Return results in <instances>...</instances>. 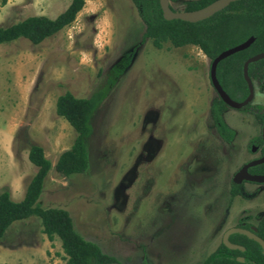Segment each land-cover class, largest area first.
<instances>
[{
    "label": "rangeland",
    "instance_id": "rangeland-1",
    "mask_svg": "<svg viewBox=\"0 0 264 264\" xmlns=\"http://www.w3.org/2000/svg\"><path fill=\"white\" fill-rule=\"evenodd\" d=\"M184 1L171 4L181 10ZM69 2L0 0V25L54 18ZM143 31L131 0H84L74 20L42 42L0 43V192L22 199L36 171L27 156L32 144L52 164L71 146L76 132L55 113L58 94H101L87 169L64 176L51 168L38 203L67 210L75 231L121 264H200L225 229L245 216L255 225L264 213V185L244 184L249 193L262 188L252 198L229 195L260 124L228 108L236 136L223 142L208 108L210 60L194 45L156 48ZM253 103L264 105V93L255 91ZM63 262L60 240L47 238L38 216L15 220L0 238V264Z\"/></svg>",
    "mask_w": 264,
    "mask_h": 264
},
{
    "label": "trees",
    "instance_id": "trees-1",
    "mask_svg": "<svg viewBox=\"0 0 264 264\" xmlns=\"http://www.w3.org/2000/svg\"><path fill=\"white\" fill-rule=\"evenodd\" d=\"M131 1L144 24L142 39H149L156 48H161L165 43L174 47L194 45L211 61L221 51L241 43L251 35L254 36L253 42L247 48L222 59L216 67L217 78L222 84L230 73L234 81L242 86L243 96L247 93L242 78V63L248 57L264 52V0L232 1L209 17L196 21L165 19L159 0ZM171 1L176 0H169L170 8L176 10ZM212 1L214 0H185L181 10L198 9ZM83 4L84 0H70L66 8L54 18L30 15L6 26L0 25V43L24 38L38 44L70 24ZM129 55L130 53L114 66L113 76L108 80L109 84L128 65ZM248 74L252 79H257L262 86L264 58L250 63ZM100 97L101 94L98 93L89 97H76L69 90L58 94L54 104L55 113L64 118L75 130V138L71 146L57 156L54 164L44 155L41 145L32 144L28 148V159L36 166V171L28 181L21 200L14 201L7 191L0 192V238L15 220L35 215L39 217L42 232L47 238L53 239L56 236L60 240L64 254L63 264H121L115 256L103 251L97 243L83 238L76 232L67 210L42 207L38 203L44 180L51 168L64 176L82 173L87 169L89 163L87 138L92 132L90 119ZM226 107L222 100H214L209 106V113L216 132L229 140L234 130L223 119L222 112ZM256 116L262 120L264 113L257 112ZM237 188L233 184L232 195L239 193ZM238 226L249 228V224ZM254 226L256 234L264 240V215ZM229 240L242 244L244 250L230 249L219 243L200 264H264V253L256 241L239 233L230 235ZM237 256H241L242 260L239 261Z\"/></svg>",
    "mask_w": 264,
    "mask_h": 264
},
{
    "label": "water",
    "instance_id": "water-1",
    "mask_svg": "<svg viewBox=\"0 0 264 264\" xmlns=\"http://www.w3.org/2000/svg\"><path fill=\"white\" fill-rule=\"evenodd\" d=\"M236 1V0H214L207 5L194 9V10H173L170 8V3L169 0H159V5L162 11V15L165 19L170 20V19H181L185 21H196L199 19H203L206 17H209L216 11L222 9L223 7L227 6L230 2ZM254 40V36H249L247 39L242 41L241 43H238L232 47H229L223 51H221L217 56H215L211 61H210V66H209V76L210 80L212 83V86L216 89L217 93L220 95L221 99L230 107L233 108H240L247 103H249L254 94L253 90V84L252 81L248 75V65L256 61L262 57H264V52H260L257 54H254L250 57H248L244 62L242 66V73L243 77L247 83L248 86V95L242 100V101H236L228 96V94L223 90L221 85L219 84L217 78H216V67L219 61L222 59L228 57L231 54H234L235 52H238L240 50H243L247 48ZM255 162L249 163L245 165L244 167L241 168L239 172L236 173L235 179L240 178L241 176H245V178L249 180H254V181H260L264 177L263 176H257V175H249L246 171V168L254 164ZM232 233H240L246 235L248 238L253 239L256 241L260 247L262 252L264 253V240L259 237L258 235L255 234L254 229H246L242 227H230L228 228L222 235V243L230 248V249H240L243 250L244 247L235 243H232L229 241L228 236ZM239 260H242L241 257H239Z\"/></svg>",
    "mask_w": 264,
    "mask_h": 264
},
{
    "label": "flooded vegetation",
    "instance_id": "flooded-vegetation-1",
    "mask_svg": "<svg viewBox=\"0 0 264 264\" xmlns=\"http://www.w3.org/2000/svg\"><path fill=\"white\" fill-rule=\"evenodd\" d=\"M264 58V57H262ZM261 59V58H260ZM246 60V59H245ZM244 60V61H245ZM259 60V59H258ZM243 61V62H244ZM257 61V60H256ZM255 62V61H253ZM252 63V62H251ZM242 66H243V63H242ZM249 75V74H248ZM250 77V76H249ZM216 78H217V75H216ZM242 78L245 82V85H246V88H247V93L243 96V88L240 84H238L237 82L234 81L233 77L230 75V73H228V78L226 80H224V84H222L218 78V82L219 84L221 85V87L223 88V90L228 94V96L236 101H242L247 95H248V86H247V83L243 77V73H242ZM209 79H210V76H209ZM251 81H252V84H253V90H254V94H253V98L252 100L247 103L246 105L240 107V108H233V107H230L228 106L220 97V95L217 93L216 89L213 87L214 91H215V97H213L211 100H210V103H209V106L213 103L214 100H222L225 104H226V108L223 110L222 112V116H223V119L225 120V113L227 112L228 108H232V109H237V110H243L247 113H250L254 119L260 124V132L258 135H254L250 138L249 140V147L246 148V150L248 151L249 149V152L252 154V156L248 157V159H246L245 161H243L240 165V167L234 171L233 175L231 176L230 178V189H229V195L231 198H235L236 196H240L244 199H248V198H252L253 196H257L259 195L261 192H262V188L260 189V191L258 190L257 192H253V193H249L246 189V186H244L245 183H251V184H257V185H264V178L260 181H254V180H249L247 178H245V176H241L240 178L238 179H235V175L237 172H239L241 170L242 167H244L245 165L249 164V163H252V162H255L254 164H251L249 165L247 168H246V171L249 175H257V176H263L264 177V118L262 120H259V118L256 116V113L257 112H260V113H264V105H261V104H256V103H253V100H254V96H255V91H259L261 93H264V83L262 84V86L259 84L258 80L257 79H252L250 77ZM210 83H211V80H210ZM212 85V83H211ZM242 97V98H241ZM237 98H241L240 100H237ZM256 105V106H255ZM208 106V108H209ZM245 106H248V108H245ZM212 121V120H211ZM226 122V120H225ZM227 123V122H226ZM228 124V123H227ZM229 125V124H228ZM230 126V125H229ZM231 127V126H230ZM232 128V127H231ZM233 129V128H232ZM234 130V129H233ZM216 131V130H215ZM217 136L225 143H232L233 142V139L235 138L236 136V132L234 130V133H233V136L231 137V139H225L223 138L222 136H220L217 132H216ZM247 147V146H246ZM236 185L238 188L237 190L239 191V193H236L234 195L231 194V188L232 186ZM253 195V196H252ZM263 214H261L259 216V218L261 216H263ZM248 217L245 216V217H241L237 223L234 225V226H231V227H242V226H238L239 224H249V228H246V229H251L253 230L254 229V232L256 234V229H255V226L251 223H249L248 221H245L244 219H247ZM258 218V219H259ZM256 224V223H255ZM230 228V227H229ZM242 228H245V227H242ZM228 229V228H227ZM225 229L224 232L227 230ZM223 232V233H224ZM222 233V235H223ZM234 234V233H232ZM230 234V235H232ZM240 234V233H239ZM222 235H221V239H220V242L219 243H222ZM229 235V236H230ZM244 235V234H242ZM257 235V234H256ZM229 236H228V239H229ZM246 236V235H245ZM247 237V236H246ZM248 238V237H247ZM230 241V240H229ZM232 243H235V244H238V245H241L240 243H237V242H233V241H230ZM219 243L216 245V247L219 245ZM215 247V248H216ZM244 247V246H243ZM214 248V249H215ZM213 249V250H214ZM211 250V251H213ZM240 250V249H238ZM244 250V249H243ZM243 250H240V251H243ZM239 257L241 256H237V259L239 260ZM242 258V257H241ZM241 261V260H239Z\"/></svg>",
    "mask_w": 264,
    "mask_h": 264
}]
</instances>
